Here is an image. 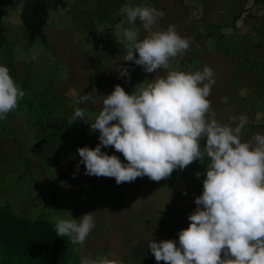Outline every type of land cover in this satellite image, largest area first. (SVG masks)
Here are the masks:
<instances>
[{"label":"rangeland","instance_id":"rangeland-1","mask_svg":"<svg viewBox=\"0 0 264 264\" xmlns=\"http://www.w3.org/2000/svg\"><path fill=\"white\" fill-rule=\"evenodd\" d=\"M192 1L47 0L45 39L36 38L31 42L22 18L25 2L3 0L6 39L0 47V65L8 67L26 95L6 119L0 120V209L31 222L50 223V216L67 218L68 211L77 220L92 212L95 227L83 245H74L64 237L73 255L70 264H79L83 256H108L120 264H164L155 260L148 249L149 242L173 239L178 243L179 231L189 226L188 216L197 207L195 198L203 191L207 161H196L184 170H174L169 178L159 182L145 176L117 185L114 178L86 175L83 164L77 169L80 161L77 149L95 148L99 143V131H92L89 124L102 108L99 96L110 94L117 84L131 94L145 79L165 75L166 70L146 73L141 66L123 61L126 46L118 44L113 34L122 20L125 27L130 25L119 14L120 8L124 4L143 5L166 12L163 16L171 15L172 19L169 23L162 16L159 28L164 29L163 24L174 25L178 32L187 25L183 6L190 7ZM222 8L220 4V13L225 14ZM242 9L243 5L237 16ZM227 26L228 18L221 19L219 28ZM135 27L143 39L147 33L139 20ZM216 40L219 53L212 58L218 64L210 67L214 70L215 82L224 78L218 85L219 92L218 86H212L211 94L217 95L208 99L215 118L227 124L232 117L228 110L239 103L236 104L238 113L242 104L241 100L231 103L229 99L225 103L222 98L226 97L227 86L241 90L243 79L234 86L226 81L235 67L226 61L229 41L222 33ZM189 41L190 50L183 54L184 61L192 58L194 42H202V38L191 36ZM183 65L180 71L202 70L193 67L190 61L187 66ZM118 66L129 69L130 80L119 77ZM84 94L96 97L97 103L77 105L74 97ZM76 107L83 109L86 121H72ZM245 136L246 132H242V140ZM203 143L202 140V146ZM102 151L126 163L122 153L113 147Z\"/></svg>","mask_w":264,"mask_h":264},{"label":"clouds","instance_id":"clouds-1","mask_svg":"<svg viewBox=\"0 0 264 264\" xmlns=\"http://www.w3.org/2000/svg\"><path fill=\"white\" fill-rule=\"evenodd\" d=\"M119 14L130 25L125 27L122 20L113 34L118 44L126 46L123 61L141 66L146 73L163 69L165 75L145 79L131 94L117 84L110 94L99 96L102 108L89 123L92 131H99V143L77 149V169L83 164L86 175L114 178L120 185L145 176L159 182L174 170L207 161L202 194L195 198L197 207L188 216L189 226L179 231L178 243L154 239L148 249L164 264H264V134L242 140L246 115L229 117L228 124L215 118L208 99L215 84L211 67L194 72L173 68L170 61L188 52L190 41L174 25L159 28L163 12L124 4ZM137 20L147 33L143 39L135 27ZM116 70L120 78L130 80L127 67ZM25 95L8 67L0 65V120ZM74 102L95 105L97 100L84 94L74 97ZM71 119L86 121L83 109L76 107ZM110 146L122 153L126 163L102 151ZM49 220L56 235L68 237L74 245H83L95 227L92 212L77 220L68 211L67 218L55 215ZM79 264L120 262L108 256H83Z\"/></svg>","mask_w":264,"mask_h":264},{"label":"crops","instance_id":"crops-1","mask_svg":"<svg viewBox=\"0 0 264 264\" xmlns=\"http://www.w3.org/2000/svg\"><path fill=\"white\" fill-rule=\"evenodd\" d=\"M224 1L225 3H223ZM192 2L190 7L183 6L186 11L187 25L185 24L183 30L178 29V33L188 39L191 36H201L202 42H194L195 48L191 51H195V53L190 60L184 61L185 54L171 60L173 68L180 70L183 61L186 66L189 61L192 62L196 69L218 64L217 60L212 57L215 53H219V50L215 48L218 45L216 36L222 33L229 41L225 54L226 61L235 66L233 72L228 74L229 77L226 81L234 86L235 83L243 79V87L239 91L227 86L226 90L228 91L225 94L227 99L231 103L241 100L242 104L237 113L236 108L239 103H234L230 111L228 110V114L248 117V124L242 130L243 133L246 132V139H250L251 134H264V0H193ZM166 4L170 5L171 3L166 1ZM220 4L224 7L221 10L225 11V14L220 13ZM242 5V12L237 16L236 13L239 12ZM163 17L166 22L170 23L171 15L166 14ZM227 18V28L220 29V20L224 21ZM162 26L164 29L168 27L164 24ZM228 37L231 39L229 40ZM239 43L242 44L239 45ZM196 54L197 58H193ZM183 68L181 69L183 70ZM222 79L215 82L216 87L221 84ZM218 88L219 86L217 90ZM242 90H246V94L243 96L241 95ZM214 95L215 93H212L209 98L211 99V96L214 97ZM246 139L244 138V140Z\"/></svg>","mask_w":264,"mask_h":264},{"label":"trees","instance_id":"trees-1","mask_svg":"<svg viewBox=\"0 0 264 264\" xmlns=\"http://www.w3.org/2000/svg\"><path fill=\"white\" fill-rule=\"evenodd\" d=\"M72 261V252L64 238L56 235L54 224L31 222L0 209V264H70Z\"/></svg>","mask_w":264,"mask_h":264},{"label":"water","instance_id":"water-1","mask_svg":"<svg viewBox=\"0 0 264 264\" xmlns=\"http://www.w3.org/2000/svg\"><path fill=\"white\" fill-rule=\"evenodd\" d=\"M25 6L23 8V23L29 33L30 41L34 42L36 38L45 39L43 34V26L47 17V0H23ZM3 0H0V47L5 41L6 29L3 25Z\"/></svg>","mask_w":264,"mask_h":264}]
</instances>
